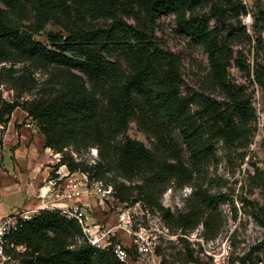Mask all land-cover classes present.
<instances>
[{
  "label": "trees",
  "instance_id": "obj_1",
  "mask_svg": "<svg viewBox=\"0 0 264 264\" xmlns=\"http://www.w3.org/2000/svg\"><path fill=\"white\" fill-rule=\"evenodd\" d=\"M209 3L208 15L195 12ZM248 13L239 0H0V138L20 109L42 135L43 148L59 155L52 179L64 167L68 175L82 173L110 186L120 204L157 213L169 229L212 230L216 204L227 198L203 188L197 177L215 158L218 143L227 151L250 144L255 110L246 90L229 79L230 40L208 20L228 25L230 17ZM165 14L203 48L208 82L222 93V102L182 93L177 59L153 40L155 19ZM249 15L257 55L264 50V7ZM48 25L64 35L46 33V43L36 40ZM235 63L264 91V66L257 59L251 68ZM36 73L45 76L41 83ZM1 88L13 93L11 100ZM24 94L33 97L23 101ZM131 122L153 140L151 149L124 137ZM91 149L96 159L87 162L81 156ZM170 186L191 189L185 211L177 215L159 201ZM13 241L25 247L20 264H125L111 243L92 246L81 225L57 209L39 210Z\"/></svg>",
  "mask_w": 264,
  "mask_h": 264
},
{
  "label": "rangeland",
  "instance_id": "obj_2",
  "mask_svg": "<svg viewBox=\"0 0 264 264\" xmlns=\"http://www.w3.org/2000/svg\"><path fill=\"white\" fill-rule=\"evenodd\" d=\"M210 6L211 3L202 5L195 12L208 15ZM259 7H264V0H251L247 7L249 13L230 17L228 25L217 24L211 18L208 20L211 29L230 40L233 52L229 79L246 90L255 110V122L249 128L250 144L236 151H227L218 143L215 158L197 177L196 183L203 188L227 198V202L216 204L219 215L217 221H212V230L204 231L199 226L193 232L182 234L180 230L169 229L157 213L144 210L139 204H120L108 194L110 186L88 181L82 173H77L78 177H74L75 173L68 175L64 167L57 170L58 179H52L49 174L59 155L43 148L42 136L20 109L15 110L10 118L11 123L15 122L18 136L7 147L13 137L12 130H8L5 156L4 151L2 154L3 137L0 138V215L13 209L24 210L30 200L37 205L35 209L55 207L58 210L77 206L87 235L102 244L106 241V244L131 250L130 254L125 251V264H264V188L261 187L264 179V91L252 83V77L249 80L235 63L238 60L251 68L257 59L264 66V50L256 55L255 38L249 29L252 22L249 14ZM242 26L245 33L239 29ZM46 33L64 35L58 27L48 25L35 39L46 43ZM153 37L158 49L177 59L184 95L209 96L223 101L222 93L208 82L206 53L178 30L172 14L155 19ZM259 38L264 45V31ZM111 60L124 67L118 57L113 56ZM4 66L8 67L7 64ZM35 77L39 83L45 79L41 73H36ZM1 89L2 97L11 100L13 93ZM32 97L24 94L21 100ZM21 125L33 126L23 140L18 132ZM6 130L7 127L4 134ZM124 137L149 149L153 147V140L134 122L129 124ZM174 138L180 143L176 132ZM81 158L87 162L96 159L91 151ZM68 178L71 184L66 182L61 189L62 180ZM190 193V187L170 186L159 201L177 215L185 211Z\"/></svg>",
  "mask_w": 264,
  "mask_h": 264
},
{
  "label": "built area",
  "instance_id": "obj_3",
  "mask_svg": "<svg viewBox=\"0 0 264 264\" xmlns=\"http://www.w3.org/2000/svg\"><path fill=\"white\" fill-rule=\"evenodd\" d=\"M239 1L247 9L248 4L251 0ZM90 151L92 156L96 158V150L91 149ZM108 194L112 195L111 188L108 191ZM53 209H55V207L51 208L50 210ZM58 210L65 218L73 219L81 225L84 236L86 237L88 243H90L92 246L100 249L109 246L110 243L106 244L105 241L104 244H102L97 241V239L87 235L86 230L83 227L82 214L79 212L77 206H70L67 209L59 208ZM38 211L39 209L21 211L17 210L9 214L0 215V264H20L19 256L24 253L25 247L22 245L15 244V242L13 241V235L18 231L19 227L23 222L29 221L32 217L37 215ZM113 252L115 257L120 262L125 263L127 261L126 252L120 246H114Z\"/></svg>",
  "mask_w": 264,
  "mask_h": 264
},
{
  "label": "crops",
  "instance_id": "obj_4",
  "mask_svg": "<svg viewBox=\"0 0 264 264\" xmlns=\"http://www.w3.org/2000/svg\"><path fill=\"white\" fill-rule=\"evenodd\" d=\"M23 114H24V116H26V114L23 112ZM17 125H19L18 123H16ZM14 125H15V122L14 123H11V121L8 123V125H7V130H6V133L4 134V136H3V149H2V154H4L3 153V151L5 152V154L3 155V156H5L6 155V151H7V148L5 147V143H6V140H7V132H8V130L9 129H11L12 130V132H13V137L11 138V141L7 144V147H9L10 146V144H12V142L14 141V138H15V136H18V133L15 131V128H14ZM33 127V126H32ZM31 127L30 126H28V125H21L20 127H19V135H20V138L23 140L24 138H27V136L29 135V133H30V129ZM38 135V134H37ZM40 136H42L41 134H40ZM36 138H38V137H36ZM40 140V139H39ZM41 142H42V144H43V137H42V140H41ZM44 176H46V175H44ZM79 176V174H74V177H78ZM68 180H71L70 178H68V179H66V180H62V182L61 183H63V184H61L60 186V188L62 189L63 188V185L64 186H66V182L68 181ZM38 184V183H37ZM43 189V188H42ZM43 190H45V189H43ZM43 192V194L45 193V191H42ZM41 196H43V195H41ZM36 201V200H35ZM37 206V205H36ZM36 206H35V204H34V200H30V202L26 205V207L24 208V210H31V209H35L36 208ZM42 209H44V208H42ZM18 209H13V210H11L10 212H7V213H5V214H9V213H11V212H13V211H17ZM39 210H41V209H39ZM4 214V215H5Z\"/></svg>",
  "mask_w": 264,
  "mask_h": 264
},
{
  "label": "bare ground",
  "instance_id": "obj_5",
  "mask_svg": "<svg viewBox=\"0 0 264 264\" xmlns=\"http://www.w3.org/2000/svg\"><path fill=\"white\" fill-rule=\"evenodd\" d=\"M67 183L71 184V180H68Z\"/></svg>",
  "mask_w": 264,
  "mask_h": 264
}]
</instances>
